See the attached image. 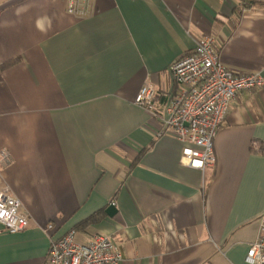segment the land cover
<instances>
[{"label": "crops", "instance_id": "1", "mask_svg": "<svg viewBox=\"0 0 264 264\" xmlns=\"http://www.w3.org/2000/svg\"><path fill=\"white\" fill-rule=\"evenodd\" d=\"M66 2L0 0V191L30 222L0 223V264H46L71 230L80 244L111 237L120 264H248L264 214V88L238 95L205 171L135 99L150 83L163 106L171 66L207 36L228 68L264 75V0L245 12L241 0H92L83 18Z\"/></svg>", "mask_w": 264, "mask_h": 264}, {"label": "built area", "instance_id": "2", "mask_svg": "<svg viewBox=\"0 0 264 264\" xmlns=\"http://www.w3.org/2000/svg\"><path fill=\"white\" fill-rule=\"evenodd\" d=\"M253 1L241 0L244 12ZM91 2L67 0L66 11L83 18ZM170 71L175 89L163 106L157 108V90L150 83L141 88L135 104L160 121L157 137L173 136L183 144L185 166L205 171L216 163L213 142L231 106L241 92L263 89L264 75L262 72L238 73L228 68L214 36L200 40ZM9 161V152L1 151L0 167ZM0 223L10 233L23 232L30 224L21 201L8 187L0 191ZM53 229L52 225L48 226V230ZM122 261L123 253L111 237L96 234L87 244H80L71 230L51 241L46 264H120ZM246 262L264 264V214L260 218L259 236L250 246Z\"/></svg>", "mask_w": 264, "mask_h": 264}, {"label": "trees", "instance_id": "3", "mask_svg": "<svg viewBox=\"0 0 264 264\" xmlns=\"http://www.w3.org/2000/svg\"><path fill=\"white\" fill-rule=\"evenodd\" d=\"M103 216V212L102 211H99L95 214H93L91 217H89L88 219H86L85 221H83L79 227L81 228H86L92 224H94L96 221H98V219Z\"/></svg>", "mask_w": 264, "mask_h": 264}, {"label": "water", "instance_id": "4", "mask_svg": "<svg viewBox=\"0 0 264 264\" xmlns=\"http://www.w3.org/2000/svg\"><path fill=\"white\" fill-rule=\"evenodd\" d=\"M106 212L109 216H114L117 213V208L114 205H111Z\"/></svg>", "mask_w": 264, "mask_h": 264}, {"label": "rangeland", "instance_id": "5", "mask_svg": "<svg viewBox=\"0 0 264 264\" xmlns=\"http://www.w3.org/2000/svg\"><path fill=\"white\" fill-rule=\"evenodd\" d=\"M255 1V0H254ZM257 1V0H256Z\"/></svg>", "mask_w": 264, "mask_h": 264}]
</instances>
